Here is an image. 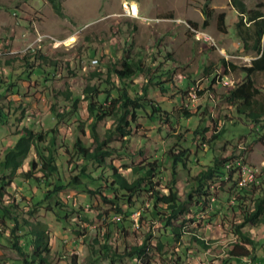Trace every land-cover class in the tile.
I'll return each instance as SVG.
<instances>
[{"label":"rangeland","instance_id":"obj_1","mask_svg":"<svg viewBox=\"0 0 264 264\" xmlns=\"http://www.w3.org/2000/svg\"><path fill=\"white\" fill-rule=\"evenodd\" d=\"M243 1L247 8L264 12V0ZM60 3L61 13L58 14L49 0H0V86L8 76L3 62L28 50H39L58 66L55 70L44 67L45 73L37 78L18 77L17 89L0 87L1 99L9 102L11 112L7 121L0 123V155L6 146L14 143L21 126L42 132L54 127L58 138L70 149L80 125L84 130L81 136L87 144L90 118L83 88L95 85L109 89L115 96L116 86L125 84L133 94L139 93L144 83V75L120 82L107 72V67L123 52L139 56L149 68L145 72L150 76L145 83L148 86L145 98L172 114L166 119H149L147 114L137 113L126 137L114 132V115L98 122L97 130L99 134L110 136L109 144L124 145L109 159L128 179L133 177L130 168L134 164L156 158L160 181L168 183L172 169L166 152L177 140L182 146H189L191 154L197 151V162L200 156L202 160L208 159L209 151L214 156H227L236 161L235 174L240 184L264 172V115L258 121L262 127L255 133L249 130V126L255 124L237 116L226 99L227 89L243 76L241 66H249L256 56L251 40L243 46L235 34L237 11L230 0H60ZM222 57L235 67L227 66L224 70ZM252 78L260 90L257 99L264 104V73L256 72ZM72 96L79 98L74 109ZM53 107L68 114L56 122ZM185 109L189 117L184 116ZM201 120L200 126H207L206 138L220 129V135L209 144H204L200 136L191 141L190 130ZM208 146L210 148L204 150ZM33 153L30 149L14 172L9 173V169L0 165V182L7 183L0 198V264H21L20 254L12 247L11 240L24 231L19 226L12 233L13 220L6 218L7 225L2 223V208L8 209L18 222L29 218L47 228L49 264H68L71 256H75L77 264H169L166 256L170 253H166L185 247L187 256L180 264H217L235 238L231 228L239 221L240 213L231 204L230 197L234 194L231 182L225 178L223 181L214 179V197L203 207L185 198L187 164L191 173L196 170L194 156H191L186 166H175V190L186 204L185 213L172 224L182 227L187 235L194 232L204 237L206 248L189 243L186 235L174 239L167 234L169 227L163 230L158 220L150 219L146 226L138 225L139 212L143 206H149L147 202L143 204L145 197L142 196L130 211V219L135 222L128 226L126 241L139 243L147 230H151L153 237L147 258L142 261L127 256L111 259L109 252L100 255L97 242L103 243L100 233L105 221L118 220L120 215L103 204L98 196L89 197L82 187L70 184L58 192L64 201L66 222L53 215L45 203L35 206L33 201L41 196V190L21 174L35 157ZM63 158L57 159L63 162ZM63 171L66 182L67 166L64 165ZM87 171L93 175L108 172L94 165H88ZM161 190L167 191L166 188ZM241 230L248 231L255 241L254 260L246 259L245 264H264V223L246 224ZM159 240L162 247L157 245ZM22 242L23 239L18 238V244ZM108 244L110 250L122 251L125 243L122 245L115 233Z\"/></svg>","mask_w":264,"mask_h":264},{"label":"trees","instance_id":"obj_2","mask_svg":"<svg viewBox=\"0 0 264 264\" xmlns=\"http://www.w3.org/2000/svg\"><path fill=\"white\" fill-rule=\"evenodd\" d=\"M49 2L53 10L60 14V0H49ZM230 2L237 11V20L234 23L235 34L243 46H246L248 40H251L256 56L251 59L249 66H241L243 76L227 89L226 99L237 116L255 124L249 126V130L257 133L259 126L262 127L258 121L264 115V104L257 99L260 90L252 76L256 72L264 73V12L259 9L247 8L243 0H230ZM141 61L139 56L133 57L122 52L120 58L107 67V72L116 76L120 82L131 79L135 75H144V83L141 84L139 93L131 94L129 89L124 86L125 84L114 88L115 96L110 94L109 89H100L95 85H87L83 88V99L86 101V111L90 118L87 124L89 131L87 144L81 136L84 135V130L80 125L77 126L79 133L75 135L70 149L58 138V130L54 127L47 128L42 132L35 131L31 127L21 126L17 131L18 136L14 143L6 146L2 151L0 165L9 169V173L14 172L21 166L29 150L33 149L35 157L29 160L28 168L21 173L25 180L33 181L41 190V196L35 199L33 204L37 206L45 203L53 215L66 222L64 201L58 196V192L67 184L82 187L89 197L98 196L103 204L108 205L110 210L120 215L118 220L105 221L104 229L100 233L103 243L97 242L99 254L104 255L102 253L109 252L111 259L116 256H127L142 261L143 258H147V249L153 237L152 231L148 229L139 243L128 244L126 241V237L129 235L128 226L135 222L130 219V211L142 196L145 197L143 204L147 202L149 206H143V210L139 212L136 220L138 225L146 226L150 219L158 220L161 222L163 230L169 227L167 234L174 239L186 235L189 243L197 244L202 248L207 246V240L204 237L196 235L194 232L187 235L182 227L172 224L185 213L186 204L175 190L177 175L175 166L177 164L186 166V162L188 163L191 156H194L195 172L191 173L188 164L186 166L185 185L187 190L185 198L194 201V203H200L203 207L214 197L215 187L212 181L217 178L223 181L222 178H225L233 186L234 194L230 197L231 204L235 205L240 213L239 221L233 223L231 228L235 238L226 248L223 256L219 258L217 264H245L246 259L254 260L252 250L255 241L249 232L241 230V227L246 224L256 226L264 223V172L253 180L240 184L239 178L235 174V167L238 166L236 161L230 160L227 156H214L209 151V160L207 158L202 160L203 156H200V162H197V151L194 150V153L191 154L189 146H182L179 140L175 141L174 146L168 148L166 152L172 169V178L168 183L160 181L159 165L156 158L144 159L134 164L130 168L131 174H133L131 179H128L109 159L110 155L120 151L124 145L120 144L119 147H114L108 142L110 136L99 134L97 124L103 117L114 115L116 117L114 132L126 137L129 135L131 123L135 121L137 113L147 114L149 119L155 117L166 119L171 114L161 109L160 105L152 100L145 98L148 92V86L145 83L150 80V76H146L145 72L149 68L145 67ZM3 63L8 68V76L7 80H2L1 86L7 89H17L16 80L20 76L24 75L27 79L37 78L45 73L44 67L53 70L58 67L55 60L35 48L16 58L5 60ZM221 66L225 70L227 66L234 68L235 64L222 57ZM158 87L160 90L162 89L160 84ZM1 98L0 96V123L3 124L10 117L11 112L9 102H4ZM78 100V97L72 96V109L76 107ZM52 111L56 122L61 121L68 114L66 111L58 112L54 107ZM183 111L184 116H190L186 109ZM200 122L202 123V120L198 121L195 127L190 130L191 141H193V137L200 136L204 144H209L211 140L220 135V129H216L217 131H212L211 136L206 138L207 126H200ZM209 148L208 146L204 150L207 151ZM61 157H64L63 162L58 161ZM64 165L68 168L66 182H64ZM88 165H94L108 170V172L105 175L101 172L93 175L87 171ZM36 172L39 174L35 175ZM6 185L7 183L0 182V198ZM45 187L48 188L45 189ZM162 188H166L167 191L161 190ZM30 198L32 199L31 196ZM2 209L1 221H4L2 223H5L6 218L13 220L10 227L12 233L16 232L19 226L24 228L20 235L13 236V240H11L12 247L20 254L21 264H49L50 250L47 228L40 221L29 218H21L18 222L15 217H12L13 215L11 216L8 209ZM5 225L7 224L5 223ZM115 233L120 238L121 244L125 243L122 251L109 249L108 242ZM18 238L23 239L22 245L18 244ZM157 245L162 247L163 244L159 240ZM161 247L158 249L160 250ZM185 251L186 247L183 250L171 249L166 253V255L170 253L166 259L169 264H180L187 256ZM68 264H77L75 256L70 257Z\"/></svg>","mask_w":264,"mask_h":264},{"label":"bare ground","instance_id":"obj_3","mask_svg":"<svg viewBox=\"0 0 264 264\" xmlns=\"http://www.w3.org/2000/svg\"><path fill=\"white\" fill-rule=\"evenodd\" d=\"M132 7H133V10H135V8H134V4H132ZM248 173V172H247ZM240 175V174H239ZM249 175V174H248ZM252 175V174H251Z\"/></svg>","mask_w":264,"mask_h":264}]
</instances>
